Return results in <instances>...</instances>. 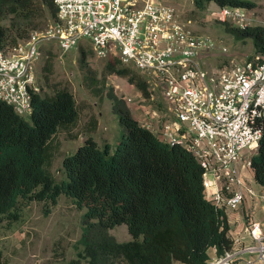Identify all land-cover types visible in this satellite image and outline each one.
<instances>
[{"label": "trees", "instance_id": "16d2710c", "mask_svg": "<svg viewBox=\"0 0 264 264\" xmlns=\"http://www.w3.org/2000/svg\"><path fill=\"white\" fill-rule=\"evenodd\" d=\"M212 1L216 6L254 7L256 0H193L197 8ZM37 0H0L5 9L27 18L38 14ZM56 19L53 0H39ZM226 29L238 38L251 37L254 53L264 52V26ZM9 36L0 22V45L25 39ZM91 47V46H90ZM86 59L81 46L79 60ZM263 59V58H262ZM104 73L127 76L140 92L149 94L143 75L118 57L109 58ZM95 83L96 80H93ZM92 82V81H91ZM104 84V80H102ZM103 87V86H102ZM106 95L121 125L119 140L102 145L87 133L73 151L63 154L64 176L56 180L48 164L51 139L60 129L76 124L78 107L72 91L54 85L52 93L31 94L27 116L0 100V215L9 221L21 217L22 205L43 202L48 213L60 194L72 199L82 214V249L86 264H207L211 248L217 256L231 249L233 237L223 206L205 192L204 168L182 144L168 142L133 116L126 99L109 87ZM257 148L249 158L257 189L264 191V117ZM96 121L90 122V129ZM126 224L130 238L117 240L109 229ZM78 258L60 264H77ZM0 264H9L0 250Z\"/></svg>", "mask_w": 264, "mask_h": 264}, {"label": "built area", "instance_id": "2783aa9c", "mask_svg": "<svg viewBox=\"0 0 264 264\" xmlns=\"http://www.w3.org/2000/svg\"><path fill=\"white\" fill-rule=\"evenodd\" d=\"M56 19L48 34L0 45V100L20 115L31 111V94L40 90L36 64L42 43L63 52L87 39L99 56L114 55L160 92L141 122L161 138L187 147L204 168L205 192L224 208H237L246 195L264 199V191L246 181L262 134L264 52L241 61L213 65L212 40L188 27L174 5L161 0H53ZM217 17L242 22L244 7H218ZM215 13V11H214ZM215 15V14H214ZM263 58V59H262ZM126 99L129 101L130 96ZM248 246L231 248L208 264H234L243 251L245 264L264 263V230L254 219Z\"/></svg>", "mask_w": 264, "mask_h": 264}, {"label": "rangeland", "instance_id": "374dc122", "mask_svg": "<svg viewBox=\"0 0 264 264\" xmlns=\"http://www.w3.org/2000/svg\"><path fill=\"white\" fill-rule=\"evenodd\" d=\"M38 1V14L31 17L22 18L8 9L4 10L0 22L6 25L9 36L15 35L17 39H21L33 33L38 36L48 34L54 18L49 9ZM161 1L174 5L178 15L187 21L189 28L212 40L207 59L213 65L241 61L255 52L252 38L236 37L226 29L225 22L234 26H264V0H256L254 7L242 10L246 15L242 22L233 18L219 19V6L214 3L197 8L193 0ZM80 41L78 46L64 52L54 42L42 43L41 55L36 64L40 92L49 94L52 93L54 85L66 86L72 91L79 111L76 124L69 130L60 128L51 139L55 146L51 149L48 167L56 180L64 176L61 165L63 154L73 151L87 133L92 134L101 145L110 142L114 147L119 140L121 125L116 114L112 112L111 101L106 95L110 86L125 99L127 96L131 97L126 101L133 116H137L139 121L152 104H161L160 92L152 88L153 83L148 82L151 88L145 96L127 76L104 73L106 61L114 55L101 57L92 50L87 39ZM81 46L86 50L84 61L79 60ZM124 64L132 68L130 64ZM93 119L96 127L89 130ZM241 171L246 181L255 187L248 167ZM83 212L84 207L77 206L70 197L60 194L48 213L43 212V202L33 200L22 205L21 217L17 221L11 222L0 215V250L3 257L9 264H60L78 258V252L83 247ZM109 232L120 241L130 238L124 223L115 225ZM77 264H86L85 259L78 258Z\"/></svg>", "mask_w": 264, "mask_h": 264}, {"label": "crops", "instance_id": "0c3cea01", "mask_svg": "<svg viewBox=\"0 0 264 264\" xmlns=\"http://www.w3.org/2000/svg\"><path fill=\"white\" fill-rule=\"evenodd\" d=\"M213 3L210 1L207 4ZM137 118V116H136ZM250 175H252V169L249 168ZM248 173V172H247ZM248 180V178H247ZM253 180V178H252ZM255 184V188H257ZM228 223L229 232L233 237V245L231 248H239L242 246H248L252 243V235L247 227V222L249 219H254L260 225L261 229L264 230V199L254 198L251 195H246L242 203L237 208H226L225 209ZM210 259L213 256H217L214 253V249L211 248ZM254 256L253 252L248 250H243L234 261V264H245L246 260L252 259ZM207 263V264H208ZM174 264H186L181 261H174ZM255 264H264L263 262H257Z\"/></svg>", "mask_w": 264, "mask_h": 264}]
</instances>
